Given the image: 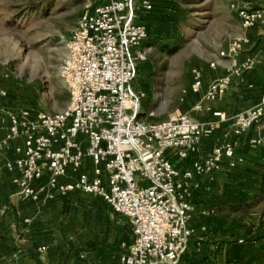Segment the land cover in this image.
<instances>
[{
    "label": "built area",
    "instance_id": "obj_1",
    "mask_svg": "<svg viewBox=\"0 0 264 264\" xmlns=\"http://www.w3.org/2000/svg\"><path fill=\"white\" fill-rule=\"evenodd\" d=\"M151 9L148 0L86 1L58 66L66 105L34 116L27 110L8 112L0 137V150L10 147L12 153L0 170L14 174L20 199L36 202L79 192L126 219L130 238L119 243V264H177L193 232L188 226L192 179L218 169L223 160L236 167L242 159L235 155V139L264 117L262 97L229 117L212 111L213 119L205 121L180 112L157 121L139 118L143 93L133 92L131 82L145 60L137 47L147 30L136 18ZM235 14L242 28L264 23V8L242 6ZM242 42L233 39L217 57L234 58ZM190 76L182 93L200 87L199 71L191 68ZM227 84L226 77L210 82L203 100L217 99ZM214 118L229 122L226 137L199 157L198 143L214 130ZM251 143L261 146L264 140Z\"/></svg>",
    "mask_w": 264,
    "mask_h": 264
},
{
    "label": "rangeland",
    "instance_id": "obj_2",
    "mask_svg": "<svg viewBox=\"0 0 264 264\" xmlns=\"http://www.w3.org/2000/svg\"><path fill=\"white\" fill-rule=\"evenodd\" d=\"M86 1L0 0V121L4 122L6 113L12 111L27 110L34 116L64 108L67 90L58 66L64 43ZM164 1L160 24L163 33H153V26L146 25L145 60L136 68L131 82L133 92L143 93L140 103L146 111L160 106L174 108L179 103L180 89L188 83L190 67L205 64L215 51L224 49L240 34L235 8H230L232 0ZM170 18L176 19L173 26L166 23ZM157 32L162 33L158 43L177 45L176 52L166 55L159 50L158 43L153 42ZM253 130L257 131L254 138L264 140V117ZM261 146L264 149V144ZM256 147L247 150L261 152ZM239 166L241 170H234V177L219 182L220 191L235 194L246 189L253 176L243 170L244 164ZM61 205L59 210H46L41 216L63 221L59 229L62 236L69 235L76 245L89 248V242L100 235L113 241L118 228L127 227L122 218L92 197L62 201ZM225 218L223 228L209 227L213 237L210 243L205 247L196 245L187 260L182 259V252L177 264H264V201Z\"/></svg>",
    "mask_w": 264,
    "mask_h": 264
},
{
    "label": "crops",
    "instance_id": "obj_3",
    "mask_svg": "<svg viewBox=\"0 0 264 264\" xmlns=\"http://www.w3.org/2000/svg\"><path fill=\"white\" fill-rule=\"evenodd\" d=\"M148 1L153 9L139 13L136 21L144 24L145 27L147 25L148 28L152 25L153 33L155 30L163 33L160 24L164 17L165 8L163 6L165 5L163 2L165 1ZM245 5L264 8V0H232L230 8L236 10ZM234 16L239 23L235 13ZM162 33L157 32L153 36H160ZM239 37L244 39V42L241 43L242 49H239L234 58L217 57V51H215V55L205 64L192 65L190 69L194 67L200 73L201 84L198 91L191 93L187 90L182 93V89L187 88L191 79L189 69L188 83L180 89L179 103L171 109L160 106L153 108V111L149 110L153 112V117H151L153 121L157 117L160 120L178 112L186 113L196 121L213 119L212 111H219L223 117H229L237 111L253 106L264 97V23L248 28L240 27ZM143 42L137 48L145 51ZM211 61L214 62L212 68L208 67V63ZM234 69H237L236 74L232 73ZM225 77L228 79V84L223 94L215 100H203L202 96L207 85ZM141 100L142 98L139 99L138 117L141 118L144 115V118L141 119L145 120V118H150L147 117L149 111L144 110V107L141 106ZM197 104L199 108L194 109L193 107ZM214 122L215 128L212 133L207 137H201L198 143L196 155L199 157L204 156L212 145L221 142L226 137L229 122L218 118H214ZM254 127L255 124L235 139L236 150L246 152L247 148L252 146L251 140L257 136V131L253 130ZM4 130L5 121L1 120L0 137ZM262 134L264 135V130H262ZM261 150L264 157V149ZM11 156L10 147L1 149L0 164ZM231 172L235 171L228 168L223 160L218 169L192 179L194 210L188 221V226L193 232L183 250L182 259L187 260L189 256L193 255L191 250L196 245L200 244L205 247L213 240L208 229L213 224L215 215L209 210V207L221 202L224 197L221 199L220 197L228 192L220 191L218 186L221 184V180L225 182L229 180V177H234ZM13 177V173L0 170V211L2 212L0 214V264H119L117 259L120 252L119 243L130 238V227L124 217L112 212L100 199L79 192L65 195L55 194L51 198H41L36 202L20 199L15 193ZM79 197L97 199L114 215L122 218L127 227L121 225L117 235L113 236L115 238L113 241L109 237L100 235L93 243L89 242L90 247L86 248L81 244L73 243L69 235L62 236L59 229L63 227V221L59 219L50 221L46 220L44 215L41 216V213L46 210H59L62 207V201H70ZM57 200L61 202H56Z\"/></svg>",
    "mask_w": 264,
    "mask_h": 264
},
{
    "label": "trees",
    "instance_id": "obj_4",
    "mask_svg": "<svg viewBox=\"0 0 264 264\" xmlns=\"http://www.w3.org/2000/svg\"><path fill=\"white\" fill-rule=\"evenodd\" d=\"M161 20H163V18ZM175 20V18H170V21H167L166 23L169 24L168 26H173L175 24L174 22H176ZM147 38L145 40H147ZM159 40V36H153V42L156 41V43H158ZM158 48L166 55H171L176 52L178 46L168 45L166 42H163L158 43ZM150 120H153V118L150 117L149 121ZM252 146L255 148L257 145L252 144ZM256 148L260 147L257 146ZM235 155H239L242 161L236 167L232 168V171L241 170L239 165L244 164L243 169H246L245 171L249 172L253 178L248 185H246L245 190L242 189L235 194L234 192L230 193V191L226 192L223 195L224 198L221 199V202L209 207V210L215 215V220L210 226L212 230L223 228V226L226 225L225 217L229 214L247 211L250 207L264 201V157L262 156V152L259 151V153H254V151L248 150L246 152L235 150ZM221 233H223V230Z\"/></svg>",
    "mask_w": 264,
    "mask_h": 264
}]
</instances>
